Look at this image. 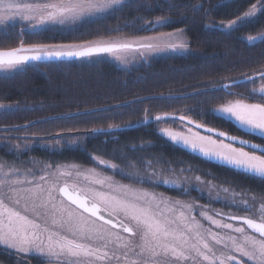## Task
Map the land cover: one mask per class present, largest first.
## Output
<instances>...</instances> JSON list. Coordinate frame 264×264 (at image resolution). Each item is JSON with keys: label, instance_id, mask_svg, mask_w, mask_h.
<instances>
[{"label": "snow or ice", "instance_id": "obj_1", "mask_svg": "<svg viewBox=\"0 0 264 264\" xmlns=\"http://www.w3.org/2000/svg\"><path fill=\"white\" fill-rule=\"evenodd\" d=\"M125 3L126 0H0V29L18 19L27 22L32 34H37L49 25L70 26L102 18ZM261 15L264 0H249L245 11L216 27L239 30ZM167 23L157 19L151 27L141 30L155 31ZM182 35L181 30L83 43L27 47L21 43L19 47L0 50V71L23 70L24 65L41 60L105 55L123 63L126 57L122 53L145 59L152 54L186 50L188 44L180 38ZM247 40L264 42V30L258 36L248 35ZM258 75L264 81V72ZM244 81L254 83L255 74L245 76ZM240 83L227 81L198 94L222 92L218 106L209 114L264 141V83L247 96L231 91ZM253 97L258 100L250 102ZM77 115L53 119H75ZM150 119L160 125L179 122L178 127L161 126L158 130V135L172 145L238 174L264 180V143L231 135L184 112L153 116L145 109L143 122ZM113 130L109 125L92 131L109 134ZM146 147L142 144L132 151H144ZM91 159L99 167L49 162L38 175L31 169L21 172L14 165L0 163V246L17 254L39 256L42 264H264V193L205 179L195 174L190 165L179 171L166 169L161 156L137 158L121 153L119 162H114L94 154ZM109 170L111 173L106 174ZM161 187L183 194L195 190L200 193L199 199L207 192L209 202L177 199L154 190ZM213 202L229 210L217 209ZM241 212L244 214H238Z\"/></svg>", "mask_w": 264, "mask_h": 264}, {"label": "trees", "instance_id": "obj_2", "mask_svg": "<svg viewBox=\"0 0 264 264\" xmlns=\"http://www.w3.org/2000/svg\"><path fill=\"white\" fill-rule=\"evenodd\" d=\"M197 6H201L199 10H195ZM248 6L249 0H129L118 11L84 21L72 29L51 28L32 34L19 25L7 27L0 31V50H10L21 43L25 47L81 43L108 36L136 37L182 29L191 53L159 57L128 70L107 60L79 59L27 64L23 70L0 75V105H3L0 107V128L38 121L24 129L0 134L18 136L17 140H29L30 136L37 139L34 142L38 147L24 152L23 158L90 166L94 154L114 162H119L121 153L137 158L161 156L165 168L194 166L215 180L253 193H264V180L199 159L158 135L161 125L157 122L151 119L143 122L145 109L153 116L161 112H184L194 120L231 135L264 143L209 114L218 106L222 92L198 94L209 92L215 85L264 72V42L250 43L247 40L248 35L258 36L264 30V15L239 30L223 31L216 27L221 21L234 19L235 14L242 13ZM156 19L168 23L155 31L141 30L151 27V22ZM116 29L120 31H114ZM258 80L239 84L231 91L247 96L256 88ZM160 97L173 99L162 101ZM257 100L258 97H253L250 102ZM81 112L83 114L75 119H53ZM109 125L113 126L112 133L92 131L107 129ZM67 133H76L74 135L81 137L82 141L79 140L76 146L61 144L58 148L38 145L60 140L63 136L57 135ZM142 144L147 145L144 151H132ZM159 191L170 196L173 194L162 187ZM3 256L25 264L28 261L42 263L38 257H16L0 248V257Z\"/></svg>", "mask_w": 264, "mask_h": 264}, {"label": "rangeland", "instance_id": "obj_3", "mask_svg": "<svg viewBox=\"0 0 264 264\" xmlns=\"http://www.w3.org/2000/svg\"><path fill=\"white\" fill-rule=\"evenodd\" d=\"M127 2H129V0H126V3ZM91 20H94V19H91ZM156 20H154V21H156ZM85 21H90V20H85ZM80 23H82V22H79V23H76V24L70 25V26H59V25L52 26V25H49V26H47V29H51V28L72 29V28L78 26ZM220 23L221 22L217 23V25H219ZM14 25H19V26L22 25L23 29H25V31L31 32V30L28 29V27H27V22H25V21H20V20L17 19L16 21L9 22V26H14ZM6 28L7 27H4V28L0 29V31L4 30ZM157 28H159V26H157ZM181 30H174V31H170V32H178V31H181ZM223 31H227V30H223ZM159 33L160 32L150 33V34H147L145 36L157 35ZM182 33H183V35L180 38L183 39L184 42L188 44L187 38H186L185 33H184L183 30H182ZM140 37H144V36L125 37V36L119 35V36L102 37V38H97V39L140 38ZM97 39H93V40H90V41H95ZM86 42H89V41H86ZM81 43H83V42H81ZM189 53H191V50L189 49V45H188V48L186 50H183V51L152 54V55H149L148 57H146L145 59H140L139 57L133 58L134 54H132V53H122L121 56L122 57H126V62H123V63L121 61H117L113 57H110V56H107V55L100 56V57L85 58V60H87V61L107 60V61L113 63L115 66H117L120 69L128 70V69H130L132 67H136V66L141 65V64H147L151 60L159 58V57L176 56V55L184 56V55H187ZM15 71H17V70L0 71V75H10V74H12ZM262 83H264V81L258 80V82L255 84L256 89H258L261 86ZM178 125H179V122H177L176 125H171L170 124V126H173V127H178ZM161 126H165V125H161ZM2 132H6V131H2ZM74 134H76V133H67L66 135H63V134L57 135V137H62L63 136L62 139H60V140H55L54 139L52 141L44 142V143H41V144H38V145H40L39 147L47 146L48 148L49 147L50 148H58L59 145H61V144L70 145V146H76V145L79 144V140L80 141H82V140L80 139L81 137L79 138V137H77V135H74ZM17 137L18 136L6 137V136L0 134V150H2V152L5 154V155H2L0 153V163L14 165L17 168H19L21 170V172H24V171H26L28 169H31L34 172H36L37 175H38L40 173V169L44 166V164L46 162L39 161L37 159L30 158V157H27V158L24 157L23 158L24 152H26V151L28 152L32 147L37 146V143L34 142V141H37V139L35 137L30 136V138L28 137L29 140H23V139L22 140H17ZM17 145H21V147L17 148L16 147ZM7 155H10V156H7ZM33 161H35V163H33ZM93 166L99 167L98 165H95V162L93 160H92V163H91L90 166H81V167L90 168V167H93ZM187 166L188 165H184V166L182 165V166H180L178 168H174V169L176 171H179L180 168L187 167ZM191 167L196 170L195 174L201 175L205 179L214 180V182H216V183H225L224 181H218V180H215V179L211 178L209 173H204L202 171H199L194 166H191ZM171 168H173V167H171ZM110 173H111V170H109L106 174H110ZM115 178L119 179L120 177L117 176ZM124 182H127V181H124ZM193 183H195V182H193ZM226 184L230 185V186H233V185H231V184H229L227 182H226ZM237 189L239 190V188H237ZM150 190H152V189H150ZM154 190L157 191V192H160L159 188H156ZM171 192L173 194L171 196L170 195H167V196H170V197H173V198H177V199H182V200L198 199V202L200 204H207L209 202L208 198H207V192L204 193V198H202V199H199L200 193H198L195 190H190V192L188 194H183L181 191H175V190H171ZM213 207H215L217 209H223V211H225V212H227L229 210L227 208H223L222 203H217V202H213ZM257 207H258V205H257ZM238 214L243 215L244 213L241 212V213H238ZM0 248H2L5 251H8V252H13L14 254L10 253L12 255H19L21 257L32 256V255H25V254H17V253H15L12 250L4 248L3 246H0ZM25 263L26 262H22V261L14 259V258H10L8 256L0 257V264H25ZM27 264H36V263L28 261ZM37 264H42V263H38L37 262Z\"/></svg>", "mask_w": 264, "mask_h": 264}, {"label": "water", "instance_id": "obj_4", "mask_svg": "<svg viewBox=\"0 0 264 264\" xmlns=\"http://www.w3.org/2000/svg\"><path fill=\"white\" fill-rule=\"evenodd\" d=\"M71 60H78V59H75V58H70V59H63V60H41V61H38V62H30L29 64H33V63H47V62H57V61H71ZM255 78H259V75H257V76H255ZM241 81V83H244L245 81H244V79L243 80H240ZM240 83V84H241ZM113 108V107H112ZM90 112H93V111H85L84 113H90ZM75 114H78V115H80V114H83L82 112L81 113H75ZM66 116V115H65ZM59 117H63V116H59ZM151 121H153V120H151ZM38 121H35V122H31V123H29V124H27V125H23V126H18V127H14V128H0V132H2V131H10V130H19V129H24V128H26V127H29V126H32L33 124H36ZM184 150V149H183ZM186 151V150H185ZM192 155H194V154H192ZM195 157H197L196 155H194ZM197 158H199V159H202V160H205V159H203V158H200V157H197ZM205 161H207V160H205ZM207 162H210V163H214V164H217V165H219L218 163H216V162H211V161H207ZM220 166H222V165H220ZM224 167H226V166H224Z\"/></svg>", "mask_w": 264, "mask_h": 264}, {"label": "flooded vegetation", "instance_id": "obj_5", "mask_svg": "<svg viewBox=\"0 0 264 264\" xmlns=\"http://www.w3.org/2000/svg\"><path fill=\"white\" fill-rule=\"evenodd\" d=\"M26 258V257H25Z\"/></svg>", "mask_w": 264, "mask_h": 264}]
</instances>
